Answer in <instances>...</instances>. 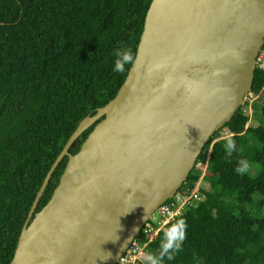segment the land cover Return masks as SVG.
Here are the masks:
<instances>
[{"label":"water","instance_id":"95a60500","mask_svg":"<svg viewBox=\"0 0 264 264\" xmlns=\"http://www.w3.org/2000/svg\"><path fill=\"white\" fill-rule=\"evenodd\" d=\"M263 47L264 0H152L125 81L69 137L10 264H117L244 104ZM65 157L58 186L35 212Z\"/></svg>","mask_w":264,"mask_h":264},{"label":"trees","instance_id":"16d2710c","mask_svg":"<svg viewBox=\"0 0 264 264\" xmlns=\"http://www.w3.org/2000/svg\"><path fill=\"white\" fill-rule=\"evenodd\" d=\"M151 1L0 0V264L11 263L37 193L69 137L125 81L133 62L115 72V53L131 49L136 56ZM251 91H264V70L255 71ZM260 98L250 107L246 101L211 137L197 160L202 165L180 189L199 185L203 200L168 221L147 243L145 257L159 255L166 238L171 242L183 235L180 250L162 264H264ZM93 127L73 143L71 154ZM229 139L235 143L231 155ZM67 160L54 171L35 212L50 200ZM242 162L260 169L239 174ZM148 239L141 233V242Z\"/></svg>","mask_w":264,"mask_h":264},{"label":"built area","instance_id":"2783aa9c","mask_svg":"<svg viewBox=\"0 0 264 264\" xmlns=\"http://www.w3.org/2000/svg\"><path fill=\"white\" fill-rule=\"evenodd\" d=\"M257 69L264 70V48L259 52L256 58ZM258 96L253 93H249L245 99L249 102V107L252 102H254ZM201 162H198L195 168L201 166ZM198 187L195 190L185 189L183 191H178L172 199L161 205L153 214L152 218L148 220L141 233L149 237L148 241L141 242L139 237L134 239L131 245L128 247L126 252L120 257L117 264H136L137 262H144L145 248L147 243L156 238L160 229L164 225L184 212L185 209L197 205L203 200V196L198 192ZM155 215H157L155 217Z\"/></svg>","mask_w":264,"mask_h":264},{"label":"clouds","instance_id":"9594fccd","mask_svg":"<svg viewBox=\"0 0 264 264\" xmlns=\"http://www.w3.org/2000/svg\"><path fill=\"white\" fill-rule=\"evenodd\" d=\"M115 55L117 57V59L115 61V66H114V69H113L115 72H124L125 71V65L126 64H130V63H132L135 60V57H134L131 49L117 50L116 53H115ZM256 70H257V67H256ZM249 93H253V92L250 91ZM254 95L260 96L261 93L254 94ZM234 150H235V143H234L233 140L229 139L228 142H227V144H226V151L228 152L229 155H231V153ZM196 164H197V162H196ZM194 169H195V167H194ZM249 170H250V165L247 162H242V166H240V167H238L236 169V171L239 174H242V175L245 174V173H247ZM180 189L178 191H180ZM183 238H184L183 235H181L177 240L171 241V242H169L167 240V238H166L165 242H163L161 244V251H160L159 255H148L146 257V259H144V262L146 261V262H148V264H162V260L164 259L165 256H167L168 259H172L174 253H176V252H178L180 250V241H182Z\"/></svg>","mask_w":264,"mask_h":264},{"label":"rangeland","instance_id":"374dc122","mask_svg":"<svg viewBox=\"0 0 264 264\" xmlns=\"http://www.w3.org/2000/svg\"><path fill=\"white\" fill-rule=\"evenodd\" d=\"M260 99H261V101H263L264 102V91H262V93H261V95H260ZM261 103V102H260ZM256 117H252L251 118V123L253 124V125H257L258 124V122H257V119H255ZM250 123V124H251ZM262 123H264V118H262ZM227 134V132H226V130L224 131H222V134L221 135H226ZM257 147H260V143L259 142H257ZM252 168H254V171L252 172ZM249 171H250V173L251 174H254L255 172H256V170L258 169H260V165H257V164H254L253 165V167H252ZM260 199V196L259 195H256L255 196V200H259ZM261 215H264V209L261 211ZM157 215H155V217H156ZM257 217H260V213H259V215L257 214ZM144 259H146V257H144Z\"/></svg>","mask_w":264,"mask_h":264}]
</instances>
